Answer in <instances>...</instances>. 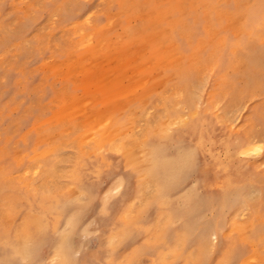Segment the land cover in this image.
I'll list each match as a JSON object with an SVG mask.
<instances>
[{
  "label": "rangeland",
  "instance_id": "374dc122",
  "mask_svg": "<svg viewBox=\"0 0 264 264\" xmlns=\"http://www.w3.org/2000/svg\"><path fill=\"white\" fill-rule=\"evenodd\" d=\"M253 3L263 17L240 38L232 14ZM149 145L173 162L195 150L168 198L133 170ZM44 193L67 200L82 264H158L133 253L190 251L203 232V264H264V0H0V244L36 241L55 264L58 235L28 223Z\"/></svg>",
  "mask_w": 264,
  "mask_h": 264
},
{
  "label": "bare ground",
  "instance_id": "6f19581e",
  "mask_svg": "<svg viewBox=\"0 0 264 264\" xmlns=\"http://www.w3.org/2000/svg\"><path fill=\"white\" fill-rule=\"evenodd\" d=\"M256 6L253 3L252 5H248L245 9V13L243 15L242 12L236 11L232 14L234 20L236 22L235 25L237 28V31L240 32L239 37L242 38L243 35L252 29V27L260 20L262 19V12L258 9L255 10ZM249 16H247V15ZM261 17V18H260ZM246 47V46H245ZM259 64L261 62H258ZM189 74L188 71L182 70L180 71V76ZM182 76L180 79L182 80ZM183 81V80H182ZM183 90L188 92V96L185 99L186 105L188 106L189 110L192 109V106L190 105L192 96H194L192 91H187L188 87V81H183ZM181 121V119L176 120L173 124H177ZM194 123H192L190 126H188L186 129L191 131L193 128ZM174 138H170L169 143L174 142ZM257 139L255 138H243V142L240 145V153L243 155H248L249 152L253 151L251 147L255 144ZM159 145H149L145 146L142 154L144 156L142 159H138L139 161H136L134 163L135 167H133V170H137L138 166L142 168V171L146 174L145 176L148 179V184L146 186L147 189H152V192H154V195H159L160 197H169L171 196L172 187H175L176 184H178V180L181 177V172L184 171L186 167H190L194 161L195 156V150H184L178 152L176 156V161L173 162L172 160L165 159L163 156V145L161 147H158ZM109 150H120L118 146H115L110 144V141H107L105 145L103 146ZM256 149V148H255ZM261 150V148L257 149ZM256 151V150H255ZM133 151L127 152V161L126 165L130 163L131 158L134 157L132 154ZM257 153V152H256ZM133 155V156H132ZM100 163H97L98 169L100 168L101 163H105V158L100 155L99 157ZM140 163V165H138ZM83 167V166H82ZM86 167V166H85ZM182 182V181H181ZM170 187V188H169ZM235 190V189H234ZM232 191V190H231ZM235 194V193H234ZM237 195V194H236ZM42 198L43 203L42 205L39 204L40 209V215L35 217H28V223H30V226L34 227L36 232L43 233V230H46V228H50L52 232L56 233L57 240L54 243V247L51 250V256L49 258H52L50 260V263L55 264H82L80 261L76 260L72 256V248L69 244V238L67 234L66 224L73 225L74 220H69L71 217V213L65 214V206L67 203L66 199L63 198H51L48 197L46 193L41 194L39 196ZM232 199V198H231ZM201 200V199H200ZM198 200V201H200ZM206 201V199H204ZM235 200V199H234ZM238 200V199H237ZM236 201V200H235ZM237 204V203H236ZM224 205V204H223ZM202 206V205H201ZM207 207V206H206ZM201 208V207H200ZM49 214L51 215L52 219H54V222L52 224H49L45 221V215ZM65 214V215H64ZM132 215V214H131ZM170 219L167 218V221ZM60 224V226H59ZM59 226V228H58ZM168 227V223L165 224L164 230ZM247 228L246 225H244L241 229V231H244ZM126 230L119 233L117 237V242L124 240V239H130L132 233L129 232V228H125ZM215 229V228H214ZM139 232V229H137ZM142 233L144 230H141ZM247 231V230H246ZM137 232V231H136ZM219 232V231H218ZM245 232V231H244ZM165 233L160 234L164 235ZM203 236L201 237V240L197 244H192L190 251L181 252L175 249V246L173 244L170 245H162L152 249L149 248H137L138 250L134 251V255L139 253V250L141 251H149L150 255L154 258V262L157 261L158 264H170L169 261L164 259V256L166 254V257L172 258V260H178V261H187L191 260V264H203L204 261H201L207 251H209V248L211 246V243L209 242L208 235L205 234V232L202 233ZM216 234V233H215ZM214 234V235H215ZM157 236L155 239L160 240L161 237ZM210 237V236H209ZM216 238V237H215ZM30 239V238H28ZM212 240V239H211ZM180 241H183V239H178L179 243ZM32 242V241H30ZM37 242L34 241V246L31 247V245H26L25 241L23 242L22 239L18 240L17 242L12 245L11 239L7 241V243L0 244V252L1 255H3L2 258H5L3 260H0V264H19L23 260H30L33 261L35 264L36 260V244ZM165 243V241H164ZM163 243V244H164ZM6 249V250H5ZM148 249V250H146ZM194 249L196 250V254L193 252ZM133 250V249H132ZM8 251V253H7ZM195 254V256H193ZM172 255V257L170 256ZM168 258V259H169ZM133 259V257L131 258ZM156 259V261H155ZM138 260V259H136ZM38 261V260H37ZM52 261V262H51ZM137 262V261H136ZM127 264H134L133 262H129Z\"/></svg>",
  "mask_w": 264,
  "mask_h": 264
}]
</instances>
